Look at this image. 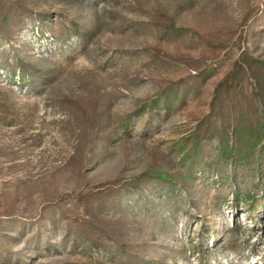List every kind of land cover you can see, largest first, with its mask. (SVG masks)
I'll use <instances>...</instances> for the list:
<instances>
[{
    "label": "rangeland",
    "instance_id": "rangeland-1",
    "mask_svg": "<svg viewBox=\"0 0 264 264\" xmlns=\"http://www.w3.org/2000/svg\"><path fill=\"white\" fill-rule=\"evenodd\" d=\"M201 257L264 264V0H0V264Z\"/></svg>",
    "mask_w": 264,
    "mask_h": 264
},
{
    "label": "trees",
    "instance_id": "trees-1",
    "mask_svg": "<svg viewBox=\"0 0 264 264\" xmlns=\"http://www.w3.org/2000/svg\"><path fill=\"white\" fill-rule=\"evenodd\" d=\"M77 33H78L77 30H75V34H77ZM197 264H205V263H204V258H203V257L198 258V260H197Z\"/></svg>",
    "mask_w": 264,
    "mask_h": 264
}]
</instances>
